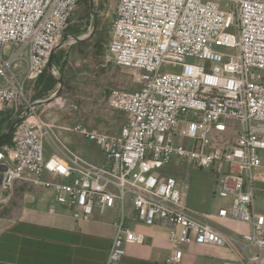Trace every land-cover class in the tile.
Returning a JSON list of instances; mask_svg holds the SVG:
<instances>
[{"label":"built area","instance_id":"1","mask_svg":"<svg viewBox=\"0 0 264 264\" xmlns=\"http://www.w3.org/2000/svg\"><path fill=\"white\" fill-rule=\"evenodd\" d=\"M226 2L227 9L219 0H116L107 52L136 73L139 88L109 94L125 119L117 134L62 128L101 153L94 164L61 144L60 127L43 120L25 92L62 45L77 0H0V109L20 100L27 111L12 145L0 151L2 193L26 175L49 173L65 181L40 183L54 187L56 203L75 220L87 222L95 207L117 201L105 264H119L126 245L144 242L127 224L128 200L139 222L169 229V264L191 242L241 250L245 261L224 264H264V215L255 210L256 184H264V0ZM223 136L230 140L217 145ZM46 139L55 151L49 156ZM175 160L210 171L217 196L229 201L218 216L247 224L248 232L227 234L191 212L186 182L162 172Z\"/></svg>","mask_w":264,"mask_h":264},{"label":"crops","instance_id":"2","mask_svg":"<svg viewBox=\"0 0 264 264\" xmlns=\"http://www.w3.org/2000/svg\"><path fill=\"white\" fill-rule=\"evenodd\" d=\"M58 49L54 51L52 59L59 54L56 53ZM52 66L50 73L57 81V75L68 83L85 81L81 77L85 72H80V69H57ZM57 91L58 83L47 96L33 99L31 95L30 101L36 103L43 120L55 121L60 127L56 130V136L65 148L91 163L101 164L103 156L92 144L88 142L92 146L89 147L82 137L62 128L82 124L88 129L102 131L107 126L90 118L84 104H79L83 99L79 95L76 104L72 105L76 107L72 116L56 111L52 103L46 101ZM30 93L26 94L29 96ZM107 102L110 105L109 98ZM25 108L23 105V111ZM120 127L108 134H117ZM45 147L47 156L55 153L48 139L45 140ZM41 181L54 183L64 182L65 179L49 173H44L38 180L26 175L14 184L10 195L2 193L0 188V264H105L115 233L114 222L121 209L119 203L113 201L103 210L95 207L87 222L75 220L56 203L54 187L42 186ZM228 204V200H222L212 209L200 210L190 206L188 209L221 231L241 237L249 230L247 224L218 216V210ZM50 207H55V213L49 212ZM123 210L128 226L143 235L144 242L126 245V254L119 264H169L172 253L168 242L169 229L159 222L151 226L139 222L129 200ZM255 210L264 215V184H256ZM234 250L191 242L180 248L176 264H224L237 262L238 258L245 261L241 250ZM245 251L250 256L255 253L251 247Z\"/></svg>","mask_w":264,"mask_h":264},{"label":"rangeland","instance_id":"3","mask_svg":"<svg viewBox=\"0 0 264 264\" xmlns=\"http://www.w3.org/2000/svg\"><path fill=\"white\" fill-rule=\"evenodd\" d=\"M219 3L224 9L228 8L226 0H219ZM115 6L116 0H94L95 16L93 17L90 7L86 11V6L79 5L74 13V22L77 23L78 19H81V33L76 36L81 41L68 37L70 34L65 33L62 45L56 51V53L63 52L66 55V63L62 69H80V72H85L81 76L85 81L68 83L62 76L57 75V79L62 81L61 85L58 82L59 93L57 98L65 102L62 107L54 105L53 108H56L55 110L60 113L64 112L68 106L76 104L77 95H79L83 98L79 104H84L90 118L101 121L107 126V129L102 130L105 133L117 131L125 120L121 112L108 104L110 92L117 88L133 91L139 87L134 76L136 73L133 70L118 67L113 63L112 57L107 52L108 34L105 35L107 37H103L99 41L98 49L93 47L94 44H97L95 38L97 35L93 36L95 32V30L93 31L94 22L95 26L98 23V30L100 29V31L104 25L109 29L115 17ZM81 42L83 44H77ZM31 95L32 93L29 96L26 94V99L29 100ZM20 103L25 105L23 101ZM87 144L92 147L88 142ZM97 156H99L98 153ZM261 157L264 163V151L261 152ZM162 172L166 176L174 177L178 182H186L188 207L200 210L212 209L217 205V202L222 201L216 194L214 176L208 170H201L188 162L181 163L175 160L163 168Z\"/></svg>","mask_w":264,"mask_h":264},{"label":"trees","instance_id":"4","mask_svg":"<svg viewBox=\"0 0 264 264\" xmlns=\"http://www.w3.org/2000/svg\"><path fill=\"white\" fill-rule=\"evenodd\" d=\"M89 2H90V0H77V7L79 5L86 6L85 9H86V11H88L89 7H90ZM74 13H75V11L73 12V14L70 17V23H69V26L66 29L65 33H68V34L73 35V36H77V35H80V33H81V30H80L81 19H78L77 23L74 22ZM97 16H99V15H97ZM98 27L99 26L97 23L95 32L93 34V36L97 35L95 37L97 40L96 41L97 44L93 45V47L96 49L99 48V44H100L99 41L102 40L103 37L105 38L108 36L109 39L111 37V26L108 29L104 25L101 29L102 31H100V29L98 30ZM105 35H107V36H105ZM77 44L81 45L83 43L81 42V43H77ZM65 63H66V55L63 52L54 56L52 59V65L56 66L57 69H62L64 67ZM57 83H58V81L52 76V74L48 70V67H46L35 78V80L28 83V85L26 87V93H28L30 91L32 93L33 99H40V98L47 96L51 91H53L54 88L56 87ZM29 84H31V85H29ZM12 106L13 107L10 109L5 108V109L0 111V137L13 124V122L20 116V113L23 111V104L20 103V101L14 102V104ZM64 114L72 116L74 114V112L67 109L66 111H64ZM13 134H14V132L11 133L10 135H8L3 140H0V151H2L5 147H9L12 145ZM229 140H230V138H228L227 136H223L222 138L217 139L216 144L217 145L223 144L225 141H229Z\"/></svg>","mask_w":264,"mask_h":264},{"label":"water","instance_id":"5","mask_svg":"<svg viewBox=\"0 0 264 264\" xmlns=\"http://www.w3.org/2000/svg\"><path fill=\"white\" fill-rule=\"evenodd\" d=\"M89 6H90V10H91V15L94 17L95 16V10H94V0H90L89 2ZM95 22L93 24V31L95 30ZM73 38H75L77 41H81V39H78L76 36H72ZM63 42V41H62ZM48 69L49 71L52 72V69H53V66H52V56L50 57L49 59V62H48ZM59 84L61 85L62 81L61 80H58ZM58 93L59 91H57L55 93V95L51 98V99H48L46 102H50L53 98L57 97L58 96ZM25 112H27L25 110ZM24 118V115L22 116H19L14 122L13 124L3 133V135L0 137V140H3L4 138H6L8 135H10L11 133H13L14 129L18 126V124L23 120Z\"/></svg>","mask_w":264,"mask_h":264}]
</instances>
